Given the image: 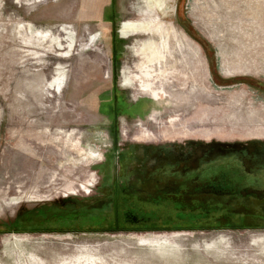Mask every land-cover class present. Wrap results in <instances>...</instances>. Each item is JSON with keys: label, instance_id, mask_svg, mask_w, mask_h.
<instances>
[{"label": "rangeland", "instance_id": "rangeland-1", "mask_svg": "<svg viewBox=\"0 0 264 264\" xmlns=\"http://www.w3.org/2000/svg\"><path fill=\"white\" fill-rule=\"evenodd\" d=\"M0 264H264V0H0Z\"/></svg>", "mask_w": 264, "mask_h": 264}, {"label": "flooded vegetation", "instance_id": "flooded-vegetation-1", "mask_svg": "<svg viewBox=\"0 0 264 264\" xmlns=\"http://www.w3.org/2000/svg\"><path fill=\"white\" fill-rule=\"evenodd\" d=\"M114 96V95H113ZM194 200L197 202L196 204H195V202H194ZM170 201H172V200H170ZM178 201H182V200H177V202ZM189 202H192V207L191 208H189L188 210H184L183 208V210H181V208L179 207V209L176 207V209L178 210V212L179 213H181L182 211L183 212H186V211H188V212H192V211H196V210H199V209H201L200 208V204L198 203V202H200L199 200H196L195 198L193 199H190L189 201H186V203L185 204H181L180 202V206L182 207V205H186V206H189ZM193 208V209H192ZM166 210V209H165ZM162 211H164L163 209H162ZM135 211H133V214H136V212L134 213ZM145 212V211H144ZM136 216V215H135ZM137 216H139L140 217V214H138L137 213ZM141 216H144V217H154L153 215H151V213H149V212H147L145 215H141Z\"/></svg>", "mask_w": 264, "mask_h": 264}, {"label": "bare ground", "instance_id": "bare-ground-1", "mask_svg": "<svg viewBox=\"0 0 264 264\" xmlns=\"http://www.w3.org/2000/svg\"><path fill=\"white\" fill-rule=\"evenodd\" d=\"M139 23H140V21H128V22H124V24H123V30L127 32L130 29H136L138 27H143V28L147 29V31H148V25H150L148 22H141V24L143 26H141ZM136 24H139V25H136Z\"/></svg>", "mask_w": 264, "mask_h": 264}]
</instances>
